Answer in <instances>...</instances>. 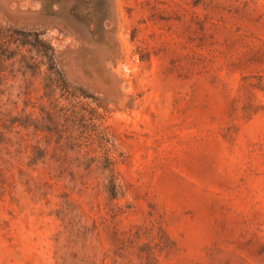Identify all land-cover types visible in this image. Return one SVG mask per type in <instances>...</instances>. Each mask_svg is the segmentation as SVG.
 <instances>
[{"label": "rangeland", "instance_id": "1", "mask_svg": "<svg viewBox=\"0 0 264 264\" xmlns=\"http://www.w3.org/2000/svg\"><path fill=\"white\" fill-rule=\"evenodd\" d=\"M0 60V264H264V0H0Z\"/></svg>", "mask_w": 264, "mask_h": 264}, {"label": "trees", "instance_id": "2", "mask_svg": "<svg viewBox=\"0 0 264 264\" xmlns=\"http://www.w3.org/2000/svg\"><path fill=\"white\" fill-rule=\"evenodd\" d=\"M39 40H42L43 42H45V40L44 39H39ZM23 44H24V42H23ZM12 53V54H11ZM9 55H7L6 57L9 59V58H11L13 55H14V51L13 52H11ZM30 55H26V54H24V56H23V59L21 60V62H20V65H21V67H23V69H22V72L25 74L27 71H28V69L31 67V65H32V63L29 61V57ZM3 60V59H2ZM40 62H43V59H40ZM1 66H2V61L0 60V69H2L1 68Z\"/></svg>", "mask_w": 264, "mask_h": 264}]
</instances>
